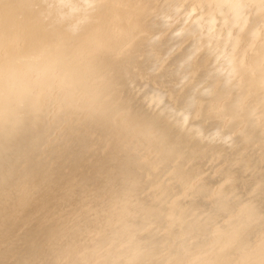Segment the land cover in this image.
I'll return each mask as SVG.
<instances>
[{
	"label": "bare ground",
	"instance_id": "obj_1",
	"mask_svg": "<svg viewBox=\"0 0 264 264\" xmlns=\"http://www.w3.org/2000/svg\"><path fill=\"white\" fill-rule=\"evenodd\" d=\"M0 264H264V0H0Z\"/></svg>",
	"mask_w": 264,
	"mask_h": 264
}]
</instances>
